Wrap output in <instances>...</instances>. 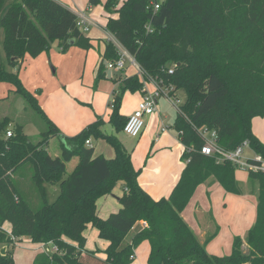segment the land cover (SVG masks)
<instances>
[{"label":"trees","instance_id":"1","mask_svg":"<svg viewBox=\"0 0 264 264\" xmlns=\"http://www.w3.org/2000/svg\"><path fill=\"white\" fill-rule=\"evenodd\" d=\"M4 2L0 0V11ZM116 5L117 0H107L105 8L113 12ZM115 12L117 18L109 20L107 31L135 58L140 74L158 89L173 87V93H185L184 102L175 107L173 123L184 147L180 178L168 197L154 200L140 186L130 154L116 136L103 131L99 118L79 134L62 137L37 94L6 66L20 68L25 56L38 57L54 41L64 52L75 45L87 50L89 39L76 26L77 16L57 1L14 0L0 20L7 60L0 65V83L9 85L8 92L21 97L48 130L33 143L23 131L25 122L7 116L0 122V250L28 237L56 248L37 255L33 264H131L134 250L147 242V264H264V172H248L258 186L255 222L244 240L233 238L229 256L208 254L206 245L216 232L200 243L181 215L196 188L211 177L225 192L240 194L236 167L201 154L204 129L217 132V144L224 150L248 141L264 157V144L252 133L253 119L264 117V0H126ZM117 57L112 42L106 43L103 60ZM102 63L96 79L102 77ZM120 89L145 93L137 76L125 79ZM119 96L110 104L116 132L123 131L127 120L119 113ZM11 123V137L5 139L1 134ZM91 137L106 140L114 158L95 156L94 147L86 146ZM51 138L60 140V156L52 157L46 150ZM74 158L78 163L64 178L66 163ZM25 163L33 165L36 206L17 191L10 175ZM118 183L123 186L120 209L101 219L97 201ZM46 184L59 185L60 195L52 204ZM6 222L10 231L2 228ZM136 222L145 228L122 249L121 241ZM88 225L108 243L104 259L85 250L83 232ZM0 264H15L8 250L0 254Z\"/></svg>","mask_w":264,"mask_h":264},{"label":"rangeland","instance_id":"2","mask_svg":"<svg viewBox=\"0 0 264 264\" xmlns=\"http://www.w3.org/2000/svg\"><path fill=\"white\" fill-rule=\"evenodd\" d=\"M73 1L77 3V8L84 14L89 26L88 32L81 31L84 37L86 36L90 39L91 45L85 50L87 52L86 62L84 63V58L82 59L81 56L82 61L77 70L78 67L76 65L79 59L73 58V56L70 57V55L77 54V51L82 52L84 49L79 45H75L70 47L71 50L67 54L62 51L63 48L59 46L58 42L54 41L51 43L49 50L42 53L43 55L39 59L37 57H28L24 69L18 67L8 68L7 66L6 69L11 70L12 73H17L20 79H24L29 88L43 86L42 89H44L43 92L47 99L44 105L45 113L49 118L51 117V120L56 122L55 124L64 137H73L79 134L92 124L95 119L99 118L104 123L103 131L108 135L116 136L130 154L133 168L139 172V176L155 177L161 180L173 173L174 170H179L181 175V170L185 167V160L182 159L184 152L183 145L178 140L176 131L173 128L176 115L175 106H177L175 99L171 100L165 96L164 87L162 88L163 93H160L158 96L157 86L151 80L144 78L130 61L125 62L123 72L106 70V77L96 79L95 66L99 62L100 56L105 52V31H107L109 20L114 18V13L106 10V0H99L93 5L89 4V0ZM112 44L115 47L114 43ZM106 61L113 60L108 59ZM106 61L104 60V63ZM52 68L55 70L54 74ZM44 70L47 72L46 76ZM133 76H137L143 84V90L146 91L145 96L156 98V110L161 115V118L156 115L151 124H148L147 117H145L144 128L141 135L137 138H130L123 132H116L110 123V116L113 112L110 104H114L116 94L120 93L119 98H121V102L116 104L117 106L119 105L118 110L122 113L132 110L137 99L141 100L144 97L143 95L141 96L140 91H125L122 93L120 89L121 78ZM70 78H72L71 81H76L72 82V84L66 83ZM42 80H45L42 82L43 84H39ZM58 83L63 84L65 87L57 90L56 86ZM4 87H8V90L12 89L7 84H4ZM3 90L4 88L0 89V92ZM8 90H5L7 92L3 96L0 95V122L5 116L11 119H18L21 123L25 122L24 133L33 143H38L40 134L48 130L47 124L36 112L26 107L21 97L13 92H8ZM60 90L63 94H60ZM176 94V98L180 100V103H183L185 93L178 91ZM4 98L6 99L4 100ZM262 118L255 120V122H258L254 125V129L258 134H261L264 140V120ZM162 127H164V132L161 131ZM12 129L13 126L9 124L4 128L1 135L7 139L6 133L8 130L12 131ZM252 133L254 134V131ZM159 139H162L160 143L158 142ZM92 142L95 145V153H102L107 157L111 156L110 154L113 150L106 140L97 139L96 141L93 138ZM60 146L58 138H51L46 150L52 157H57L60 156ZM245 154L248 157L252 156L248 150H245ZM77 163L76 158L66 163L64 178H67L73 172ZM33 171V165L25 163L22 164L19 170L10 175L17 191L31 205L36 206L39 203L38 194L32 181ZM235 180L239 184L240 194L227 193L222 189L214 193L215 189L207 190L204 185H200L196 188L184 210L187 218L189 217L190 220H193V208L195 204H198L203 211H207V213L211 212L216 224L219 226V233L206 246L208 254L229 256L231 254L233 238L243 236V233L238 234L240 232L238 230L240 228L243 230L246 225L249 226V230L255 222V201L258 195L257 182L250 181L248 172L239 167L235 169ZM119 184L116 185L117 192L122 190ZM44 188L48 203H54L60 195L59 185L46 184ZM249 188L251 189L250 191H248ZM207 192H209V195ZM250 192L253 194L250 195ZM111 195L112 192L109 196ZM109 196L107 201L110 204H117ZM98 212L100 213V210ZM104 213V211H101V216H99H105ZM2 228L10 231V223H4ZM140 230L139 222H136L132 229L124 236L120 247L123 249L130 246ZM89 231L90 227L88 226L83 232V236L86 238V247L89 246L90 249L94 250L95 254L105 258L107 242L99 239L97 234L89 236ZM93 231L95 233L96 230L94 229ZM235 231H237V234L234 233ZM15 243L17 244L14 246L2 247L5 249V252L8 250V254L15 264H33L37 255L43 252L55 251V247L52 244L41 246L39 243L32 242L28 237L22 238L21 242L15 241ZM148 249L149 245L147 242L141 243L134 250V259L131 264H147ZM245 249L246 247L244 248V252Z\"/></svg>","mask_w":264,"mask_h":264},{"label":"crops","instance_id":"3","mask_svg":"<svg viewBox=\"0 0 264 264\" xmlns=\"http://www.w3.org/2000/svg\"><path fill=\"white\" fill-rule=\"evenodd\" d=\"M8 0H5L4 2V7L2 9V11H0V20L1 18L3 17L5 11L9 8V6L11 5V3L14 1V0H9V2L7 3ZM57 1L58 3L62 4L63 6H65L66 8H68L71 12H73L77 17L79 15H84L83 13H81L79 11V9L77 8V3L73 0H55ZM126 0H117V5L115 6L114 8V18L112 19H116L117 18V14H116V10L119 9V7L125 2ZM107 2V0H106ZM105 2V3H106ZM90 7V6H89ZM89 27V26H88ZM89 30V29H88ZM88 32V31H87ZM83 33V32H82ZM84 35V34H83ZM86 37V36H85ZM3 38H4V35H3V30L0 28V65L3 64V65H6L7 63V60H6V56H5V53L3 51ZM87 39H89L88 37H86ZM90 40V39H89ZM105 47H106V43H109V42H112L114 43V40H116L114 38V36L112 34H110L108 31H105ZM72 47V46H71ZM71 48L69 47L65 52L68 54L70 52ZM65 54V55H67ZM84 54V55H83ZM43 54H41L40 56L37 57V59H39ZM73 58H78L79 61H78V64L76 65L78 68L77 70L79 69L80 67V62L82 61V59L84 58V63L86 62V57H87V52L84 50L82 52L80 51H77V54H73V55H70V57ZM81 56H82V59H81ZM31 58L30 56H25V58L23 59L22 61V64L20 66V68H23L25 67V63H26V60L27 58ZM106 61V59H104ZM104 60H103V55L100 56V59H99V62L96 64V76H97V73H98V69H99V66L101 64V62H103L102 64V77H106L107 75V72H105L106 70V67H105V63H104ZM53 70V74L55 73V70L52 68ZM116 72H123V71H116ZM44 74L45 76L47 75V72L44 70ZM78 75V74H77ZM72 78L68 79L66 83H71L76 81V80H73L71 81ZM127 78H121V83ZM22 84L25 85L24 87L29 91V92H35V94H37V99H38V102L44 112V114L46 115V117L57 127V125L55 124L56 122L54 120H51V117L49 118L47 116V114L45 113V110H44V105L47 101L45 95H44V89H42L41 86L39 87H30L28 86V84L24 81L23 78L20 79ZM47 80V79H46ZM49 80V79H48ZM45 80H42L40 81L41 83L39 84H43L42 82H44ZM152 83L155 85V83L152 81ZM57 90L61 87H65L63 84L61 83H58L57 86H56ZM4 88L3 91L0 92V95L3 96L4 94H6L5 90H8V87H4V84L0 83V89ZM6 88V89H5ZM46 89V88H45ZM10 90V89H9ZM51 91V89H49ZM61 91V90H60ZM146 92V91H145ZM60 94H63L62 91ZM114 94H115V91H114ZM141 96L143 95V92H140ZM7 96V95H6ZM5 96V97H6ZM2 99V98H1ZM140 99L138 98L137 101H136V104H134V108L132 110H130L129 112H119L120 115H122L124 118H128L132 113L133 111H135L137 108L136 105L138 106L137 103H139ZM139 101V102H138ZM135 109V110H134ZM176 111V109H175ZM156 115H158V117L161 118V115L158 114L157 110L156 112H154L152 115L150 116H147V122L148 124H151L154 119L156 118ZM175 118H176V115H175ZM98 120L95 119L94 122ZM255 120H258L257 118L253 119V123H252V131H254V134L255 136L258 138V140L264 144V140L262 139L261 137V134H258V132H256V130L254 129V125L258 122ZM262 120H264V117L262 118ZM54 121V122H53ZM11 125L13 126V124L11 123ZM57 129L59 130V128L57 127ZM162 129H164V127L161 128V131ZM9 131V130H8ZM11 131V130H10ZM60 132V131H59ZM123 132V131H122ZM164 132V131H162ZM61 134V133H60ZM62 135V134H61ZM141 135V134H140ZM176 135H177V138L178 140L181 142L177 132H176ZM63 137V135H62ZM7 138V137H6ZM93 137L89 138L88 141L91 142V145H93ZM97 141V139H94ZM99 140V139H98ZM103 140V139H102ZM162 139H159L158 142L160 143ZM94 147V155L95 156H103L105 157L106 159H112L114 158V150L113 152H111V156L107 157L105 155H103L102 153H95V145H93ZM112 148V147H111ZM184 148V147H183ZM185 166V165H184ZM184 167L182 168L181 170V173L183 171ZM180 176V173H179V170L178 171H175L173 173H171L170 175L168 176H165L163 179L159 180L155 177H147V176H139L138 178V182L140 184V186L154 199V200H158L160 199V197H163V198H166L169 196L171 190L173 189V187L175 186V184L178 182L179 180V177ZM120 185V189L122 188V190H120L119 192H117V186L113 189L112 191V195L109 196H104L102 198H100L98 201H97V208L98 210H100V213L98 215L101 216V211H104V215L103 217H100L101 219H106L111 213H115L117 212L119 209H120V204H119V197L121 196L122 194V191H123V186L121 184ZM201 185H204L206 187L207 190H211V189H215V192H218L219 189H222V187L214 180V178H209L204 184H201ZM224 191V189H222ZM251 189L249 188L248 191H250ZM225 192V191H224ZM207 194L209 195V192H207ZM253 194L252 192H250V195ZM108 196L111 197L117 204L115 203H109L108 200ZM256 201H255V207H256ZM185 210V209H184ZM210 213V214H209ZM182 217L184 219V221L187 223V225L191 228V230L195 233L196 237L198 238L199 242L200 243H204V241L206 240V238L213 234L214 232H216V235L219 233V226L216 224V221L215 219L213 218V216L211 215V212H208L207 211H203L201 209V207L198 205V204H195L194 208H193V220H190L189 217L187 218V216L184 214V211L182 212ZM139 225L141 227V230L143 228H145V224L143 222H139ZM90 227V231H89V236L93 235V234H97V237H98V232L97 230L95 231L94 233V228L91 227V225H88ZM87 226V228H88ZM248 228L249 226L246 225L244 227V229L242 230V228H240L238 231V234H242L243 236L241 237L243 240L244 238L246 237V234H247V231H248ZM235 234H237V231L234 232ZM84 235V234H83ZM215 235V236H216ZM85 237V236H84ZM99 238V237H98ZM86 239V238H85ZM94 239V238H93ZM108 244V243H107ZM208 245V244H207ZM206 245V246H207ZM245 247H246V244H244ZM232 246V244H231ZM244 247V248H245ZM137 249V248H136ZM135 249V250H136ZM85 250L86 251H89V252H93L94 250L90 249L89 246L86 247L85 245ZM148 254H149V249H148V253H147V257H148ZM97 257H99L100 259H104V257H100L98 254H96Z\"/></svg>","mask_w":264,"mask_h":264},{"label":"built area","instance_id":"4","mask_svg":"<svg viewBox=\"0 0 264 264\" xmlns=\"http://www.w3.org/2000/svg\"><path fill=\"white\" fill-rule=\"evenodd\" d=\"M158 8L159 6L157 4L154 5L155 10H157ZM76 26L81 31H88L89 27L84 15H79L77 17ZM114 45L118 53V57L113 61H106V69L114 71H123L125 67V62L130 61V63L139 70V66L135 58L131 54H129L117 40H114ZM168 73L171 74L172 71L169 70ZM164 91L166 92L165 96L168 99H175V103L177 106L181 104L180 100L176 98L177 92L173 93V87H167ZM145 93L143 94L144 97L138 103L136 110L127 118L124 124L123 133L129 136L130 138L139 137L144 128V118L156 112V98L145 96ZM160 93H163L162 89H158L157 87V95L159 96ZM162 131H164V129H162ZM201 135L204 139V145L200 150L201 154L209 157H214L217 163L229 162L236 168H242L247 172L255 174L264 172V157L260 154L255 153L250 148L248 141H243L234 150H224L220 148L217 144V132L215 130L204 129L201 132ZM6 137H11V131H7ZM86 146H92L91 142L86 141ZM245 150L251 152L252 156H246ZM54 249L56 251V248ZM130 259H134V254L130 256Z\"/></svg>","mask_w":264,"mask_h":264},{"label":"water","instance_id":"5","mask_svg":"<svg viewBox=\"0 0 264 264\" xmlns=\"http://www.w3.org/2000/svg\"><path fill=\"white\" fill-rule=\"evenodd\" d=\"M0 254H1L2 256L5 255V249H4V248H2V249L0 250Z\"/></svg>","mask_w":264,"mask_h":264}]
</instances>
